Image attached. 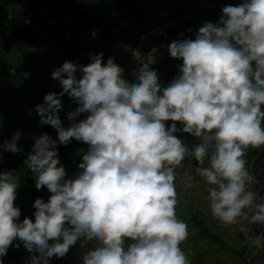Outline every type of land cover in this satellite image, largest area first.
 I'll use <instances>...</instances> for the list:
<instances>
[{"label": "clouds", "instance_id": "1", "mask_svg": "<svg viewBox=\"0 0 264 264\" xmlns=\"http://www.w3.org/2000/svg\"><path fill=\"white\" fill-rule=\"evenodd\" d=\"M168 48L183 63L166 87L147 65L129 83L114 58L102 63L103 53L86 65L65 61L52 72L62 91L46 94L36 106L40 123L56 129L60 144L74 138L89 145L78 165L83 171L66 179L57 140L33 136L24 164L35 174L36 188L46 187L51 196L35 200L34 222H21L14 204L19 177L0 172V258L18 239L30 264H49L83 238L81 247L97 242L83 264H189L181 248L188 225L176 215L175 185L176 169L188 156L212 186L207 199L214 218L264 225V202L249 190L255 181L245 159L249 148L264 147V0L226 5L218 23L205 22L195 39L174 40ZM65 93L79 104L69 121L88 113L67 128L57 115ZM177 131L198 143L190 149ZM21 135L17 131L3 149L19 153ZM245 243L260 248L264 235Z\"/></svg>", "mask_w": 264, "mask_h": 264}, {"label": "trees", "instance_id": "2", "mask_svg": "<svg viewBox=\"0 0 264 264\" xmlns=\"http://www.w3.org/2000/svg\"><path fill=\"white\" fill-rule=\"evenodd\" d=\"M47 1L58 10L51 14L56 22L66 17H70V20L30 28L24 25L26 17L24 13L10 14L0 5V73H2V78H0V149L3 148L5 141L15 135L19 125L38 126L37 131L27 132L21 136L18 141L19 153L14 154L4 150L0 154V172L13 171L19 177L14 204L21 211L19 218L21 222L25 217L34 221L35 200L41 198L44 201L51 196L46 187L39 190L36 188L35 174L24 164V160L32 151L33 136L47 133L57 140L58 158L60 165L66 170V179L82 162L83 149L87 147L85 142L74 138L72 140L76 141V147L72 145V140V143L67 145L60 144L56 129L40 123L41 116L37 113L36 106L44 104L46 94L50 92L58 94L62 91L59 81L52 78V72L61 67L65 61L81 65L90 63V57L95 55V52L103 53L102 63L105 64L109 57L120 60V55H114L105 40L88 42L81 40L80 37L83 34H89L92 30L110 33V27L103 23L105 18L114 19L118 24L126 19L137 21V23L145 22L147 18L146 9L136 4L134 0H88L90 4H78L64 0ZM208 1L211 7L208 8L207 13L216 21L220 20L224 6H237L245 2V0ZM40 7L36 2L35 8ZM198 30L195 18L184 15L169 27L167 37L157 38L155 34L148 35L147 43L140 55L143 56L152 49L150 69L157 72L161 87L168 86L181 74L179 69H171L172 57L169 53V42L195 39ZM120 37L123 40L121 54L127 53L128 58L132 47L138 44L139 36L121 34ZM46 48H50L54 55L51 64L41 63L37 56L38 49L43 52ZM80 76L81 74L77 72V77ZM136 82L137 80H134V83ZM60 100L62 107L57 115L65 128L88 115V113H82L74 121H69L68 114L75 112L79 104L67 93L61 96ZM172 123L173 121H165L166 126ZM175 123L178 129L183 127L180 122ZM175 135L181 138L190 149L198 143V140L188 133L177 131ZM245 159L251 165L248 170L254 177L255 192L259 196V202H264V147L249 148ZM73 164L74 167L67 170ZM252 228L256 230V235L264 232V225L259 223H253ZM17 243L20 244L19 248L15 247ZM250 251L248 245L237 251L242 264H259L255 262L254 256L251 257ZM23 254L24 246L17 239L9 246L7 254L0 259L3 264H24Z\"/></svg>", "mask_w": 264, "mask_h": 264}, {"label": "rangeland", "instance_id": "3", "mask_svg": "<svg viewBox=\"0 0 264 264\" xmlns=\"http://www.w3.org/2000/svg\"><path fill=\"white\" fill-rule=\"evenodd\" d=\"M64 1L78 4H90L88 0ZM134 1L136 4L141 5L146 9L147 18L145 22L137 23V21L126 19L121 24H118L114 19L105 18L103 23L110 27V33L107 34L102 31H95L96 35L93 37L92 32L94 30H92L87 35L82 33L83 35L80 37L81 40L88 42L105 40L108 48L112 50L114 55H120V60L116 59L114 62L123 68V78L129 83H134V80H137V73L141 66L147 65L149 68L151 67L152 49L147 51L143 56L140 55L142 49L145 48L149 34H155L157 38H160L159 36L167 37L169 34V27L175 22V20L184 15L194 17L198 29L203 26L205 22H212L214 24L219 22L212 19L207 13L208 8L211 7L208 0ZM36 2L38 3V6L42 7L41 10L35 8ZM0 5L4 10H7L13 15L24 13L26 16L24 25L26 27L29 26L30 28H35L36 26H49L53 23H63L70 20V17H66L61 18L56 22L51 14L58 12V10H56L53 7V4L49 3L47 0H0ZM142 31H144L145 37L141 35ZM121 34L139 36L138 44L135 47H132V51L128 58L127 53L123 52L121 54V45L123 44V40L120 37ZM39 49L41 50V48ZM39 49L37 50V56L40 59L39 61L41 63L51 64L52 58L54 57L52 50L46 48L41 52ZM98 53L99 52H95V54ZM182 63L181 59L172 58L171 69H180ZM86 64H88V62L83 65ZM78 73L81 74L79 71ZM0 78H2V73H0ZM37 130L38 126L25 127L24 125H19L16 132L19 131L23 135L27 132ZM72 145L76 147L77 144L75 140ZM88 149L89 145L87 144L86 149H83V154L86 153ZM2 151H4L3 148L0 149V154ZM73 163H75V161ZM205 166H207V162ZM246 166L249 169L251 165L247 163ZM73 167L74 164L67 170H70ZM197 167H199V165L194 157L188 156L183 162V167L176 169L175 185L178 198L176 215L179 219L187 223L189 232L188 239L181 244V248L188 256L189 264H242V260L237 251L247 245L245 243L246 240H250L257 235H264V232L256 235V230L252 228L253 223H249L242 218L237 224L233 225H226L214 218L211 215L209 201L207 199L208 190L212 186L207 184L206 181L197 174ZM82 171L83 170L80 169L79 166L76 167L67 179L75 178ZM249 190L256 193L254 183L249 186ZM48 200L49 198H46L44 202H47ZM257 202H259L258 195ZM249 215H251V213H249ZM66 227H70V225L66 224ZM82 239L83 238L78 239L76 246H71L68 251L69 254L67 253L64 257L57 258L53 256L50 258L49 264H83L84 254L87 251L94 249V247L97 246V242L94 240L88 241L89 244L86 242L84 243V246L81 247ZM49 243H54V241H49ZM129 243H131V241H126V244ZM250 249L251 251L249 254L252 253L251 257L254 256L255 262L264 264V246L260 248L251 247ZM77 251L78 253H76ZM72 254H76L77 256L81 254L78 261L73 259ZM30 255L31 254L24 247V264H30ZM70 257L71 259H69Z\"/></svg>", "mask_w": 264, "mask_h": 264}, {"label": "crops", "instance_id": "4", "mask_svg": "<svg viewBox=\"0 0 264 264\" xmlns=\"http://www.w3.org/2000/svg\"><path fill=\"white\" fill-rule=\"evenodd\" d=\"M88 244H89V242H88ZM73 246H74V245H73ZM75 246H76V244H75ZM90 246H91V244H90ZM92 247H93V246H92ZM92 247H91V248H92ZM84 252H86V251H84ZM84 252H83V253H84ZM76 253H78V251H77ZM68 254H69V252H68ZM80 255H81V254H80ZM80 255L77 256L76 254H74V255L72 254V257H73V259H76V261H78V258L80 257ZM76 256H77V257H76ZM69 259H71V257H70Z\"/></svg>", "mask_w": 264, "mask_h": 264}, {"label": "built area", "instance_id": "5", "mask_svg": "<svg viewBox=\"0 0 264 264\" xmlns=\"http://www.w3.org/2000/svg\"><path fill=\"white\" fill-rule=\"evenodd\" d=\"M40 10L42 9V7L39 8ZM141 35L145 37V33L141 32Z\"/></svg>", "mask_w": 264, "mask_h": 264}]
</instances>
